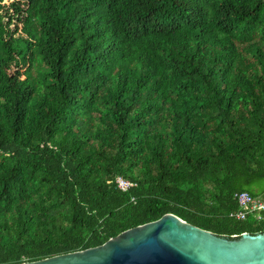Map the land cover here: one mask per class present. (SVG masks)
I'll use <instances>...</instances> for the list:
<instances>
[{
  "label": "trees",
  "instance_id": "1",
  "mask_svg": "<svg viewBox=\"0 0 264 264\" xmlns=\"http://www.w3.org/2000/svg\"><path fill=\"white\" fill-rule=\"evenodd\" d=\"M242 192L264 195V0H0V264L166 214L264 232Z\"/></svg>",
  "mask_w": 264,
  "mask_h": 264
},
{
  "label": "water",
  "instance_id": "2",
  "mask_svg": "<svg viewBox=\"0 0 264 264\" xmlns=\"http://www.w3.org/2000/svg\"><path fill=\"white\" fill-rule=\"evenodd\" d=\"M24 264H264V232L219 236L166 214L99 247Z\"/></svg>",
  "mask_w": 264,
  "mask_h": 264
},
{
  "label": "built area",
  "instance_id": "3",
  "mask_svg": "<svg viewBox=\"0 0 264 264\" xmlns=\"http://www.w3.org/2000/svg\"><path fill=\"white\" fill-rule=\"evenodd\" d=\"M116 183L122 191H127L133 184L122 179L117 178ZM239 210L232 213V217L238 221H245L249 217H253L257 222L263 220L264 215V195L253 196L248 192H242L236 195Z\"/></svg>",
  "mask_w": 264,
  "mask_h": 264
}]
</instances>
